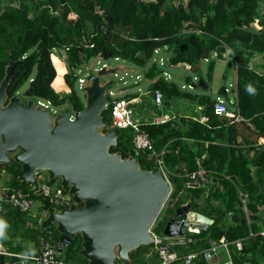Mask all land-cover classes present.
Instances as JSON below:
<instances>
[{
  "label": "trees",
  "instance_id": "16d2710c",
  "mask_svg": "<svg viewBox=\"0 0 264 264\" xmlns=\"http://www.w3.org/2000/svg\"><path fill=\"white\" fill-rule=\"evenodd\" d=\"M106 17L111 20L110 25ZM157 49L169 56V66L188 65L198 72L199 77L189 74L183 79L192 89L180 88L172 76L175 68L163 69L153 61ZM227 50L228 64L236 73L235 84L230 85L234 100L222 97L226 94L223 86L217 97L230 110H237L245 123L215 115L213 105L217 97L199 92L201 81L211 78L214 61L221 59ZM54 53L66 65L64 82L69 89L66 95H60L53 86L57 73ZM101 54L126 61L140 70L145 88L150 92L161 91V108L171 98L181 96L196 100L201 115L206 117L205 123L176 116L162 124L144 120L141 125L156 151L166 148L164 163L173 173L164 215L151 231L163 238L167 214L184 204L213 220L202 233L188 234L185 243L160 244L177 256L169 264H184L183 257L190 253H197L192 264H207L201 252L213 243L218 244L221 238L227 243V253L220 249L221 263L228 256L232 264H264V238L260 235L264 230V144L258 143L260 138L264 139V74L250 68L256 54L264 56V0H187L186 3L180 0H0V81L10 61L15 62L7 98L28 82L23 91L27 98L49 102L54 108L68 105L74 111H81L85 99L77 91V71ZM201 64L205 65L206 78L202 77ZM165 70L169 72V80L164 77ZM137 94L128 93L123 99ZM148 107L161 110L153 102ZM111 109L109 101L101 113L105 123L103 132L113 129L117 134L116 146L110 147V152H120L123 158L133 156L141 168L151 169L155 166L154 158L134 148L132 129L112 127ZM239 125H244L242 128L253 136L251 141L243 137V142L237 143ZM216 139L222 142L215 143ZM0 170L8 175L4 190L28 194L33 203L39 204L42 213L43 199L16 179L20 166L12 161L10 165H1ZM199 170L203 171L201 176L197 175L199 185L189 186L187 174ZM55 181L46 180L48 184ZM238 190L247 194V215L239 202ZM2 204L0 221L4 227L0 244L8 252L37 256L43 242H49L62 263L88 264L79 254V235L70 243L59 242V234L52 227L41 229L42 216L36 215L33 207L29 212H21L5 201ZM237 240L240 249L234 244ZM156 247H139L130 253L131 261L161 264ZM0 264L38 263L0 255Z\"/></svg>",
  "mask_w": 264,
  "mask_h": 264
},
{
  "label": "water",
  "instance_id": "95a60500",
  "mask_svg": "<svg viewBox=\"0 0 264 264\" xmlns=\"http://www.w3.org/2000/svg\"><path fill=\"white\" fill-rule=\"evenodd\" d=\"M99 58L106 61L109 55ZM14 65L11 60L0 81V166L17 163L16 179L30 188L41 173L48 182L58 179L59 187L71 197L70 205L62 209L42 201V230L52 227L59 242L70 243L79 235V254L88 264H133L130 253L139 247L185 243L188 234L202 233L213 223L184 204L167 217L163 238L151 233L170 185L157 166L143 169L133 156L110 152L117 134L113 129L103 132L101 113L108 107L107 89L113 82L102 84L100 77L121 68L102 67L92 73L85 66L84 109L74 111L66 105L51 114L32 99L23 103L17 95L7 98Z\"/></svg>",
  "mask_w": 264,
  "mask_h": 264
},
{
  "label": "built area",
  "instance_id": "2783aa9c",
  "mask_svg": "<svg viewBox=\"0 0 264 264\" xmlns=\"http://www.w3.org/2000/svg\"><path fill=\"white\" fill-rule=\"evenodd\" d=\"M156 56L153 58V61H155L159 67L165 68H177L174 66L168 65V58L169 56L165 53L160 54L159 49L154 51ZM229 51L227 50L225 54L228 55ZM216 56V54H214ZM114 60H118V58H114ZM102 67H109L105 63L101 65L98 69H93L94 73L101 69ZM184 68V71L188 72L191 70L190 66L184 65L182 66ZM84 70V67H83ZM92 71V69H89ZM115 77L118 76V73L114 74ZM164 77L165 79L169 80L170 75L168 71H164ZM134 79L136 81H140L141 77L139 75L134 76ZM119 81L123 84H126L125 79L123 77L119 78ZM78 88H82L84 85L87 84L86 78L79 77L78 78ZM231 87V86H230ZM181 89H192V86L188 83L187 85H181ZM225 93L229 92L228 88L224 89ZM140 92V91H138ZM108 93V104L109 101L112 103V109H111V125L114 128L118 129H125V128H131L134 135H133V145L134 148L137 151L146 152L147 155L150 158H154L155 166H157L162 176L165 178V180L169 183L170 188L172 190V184L170 181V176L173 175V173L166 167L164 163V155L166 152V148L163 147L160 151H156L151 143V140L149 139L147 133L141 129V125L143 123V119L140 118L137 114L134 112V106H136L140 99L138 100V97H133L130 99H123L119 98L116 92L113 90V88L107 89ZM152 96V102L155 106L158 108H161L162 106V93L158 89H155L154 91H151ZM38 104L45 108H49L50 104L49 102H41L38 101ZM213 112L217 116H224L232 119V122H244L246 121L237 110H230L226 104V102L220 98L217 97L215 99V103L213 105ZM170 118L165 116H154L152 119H150L151 124H162L166 121H168ZM192 120H198L199 122H205L206 117L201 115L199 117H191ZM5 174L4 170H0V177ZM199 172H191L187 174V177L189 178L188 185L191 187H195L199 185V181L197 179V175ZM230 179V177H228ZM34 190V195L41 197L43 200L47 201L50 206L56 208V209H62L65 207H68L71 203V197L66 192H64L61 187H59L58 182H54L52 184H48L46 181L42 182L40 184H37L34 188H30ZM171 192V191H170ZM238 199L240 204L242 205V208L247 215V209H246V203H247V194L241 190H238ZM2 201H5L6 203L10 204L12 207L17 208L21 212H29L31 210V207L33 205V199L29 197L28 194H25L21 190H12L10 192H6L4 189L0 190V213L2 212ZM153 236L156 239H159L154 233H152ZM260 235L264 238V230L260 231ZM237 249L241 248V243L239 240L234 242ZM160 243L155 244L156 250L158 252V255L161 259V264H169L172 261L177 259V256L174 252L170 251L168 247L164 245H160ZM224 248L227 253V243L224 241L223 238L219 240V243H213L211 246L202 251L201 254L204 258V260L207 262V264H219L215 257L219 253L220 249ZM0 255L8 256V257H17L20 259H28V260H34L38 264H64L62 261L57 259L58 253L56 251V248L52 246L49 242H43V244L40 247L39 255L33 256V255H19V254H13L11 252H8L1 244H0ZM197 256V253H190L183 257V263L184 264H192V261ZM221 264H232L231 260L227 256L226 259Z\"/></svg>",
  "mask_w": 264,
  "mask_h": 264
},
{
  "label": "rangeland",
  "instance_id": "374dc122",
  "mask_svg": "<svg viewBox=\"0 0 264 264\" xmlns=\"http://www.w3.org/2000/svg\"><path fill=\"white\" fill-rule=\"evenodd\" d=\"M187 0H180V2H185L186 3ZM254 28L258 29L259 26L257 24H253L252 25ZM227 54H223L222 57L226 58ZM53 62L55 64V68H56V77H55V81L53 83L54 89L60 94L63 95L65 93H67V85L64 82V74L66 72V65L63 61V58L59 56L58 53H54L53 56ZM214 71L212 74V80H211V86L213 88V90H216L217 88H219L222 84L225 85H229L233 83V74L232 73H228V75L225 77V79H223L221 77V69H223V66L225 65L224 62L221 59H217L214 61ZM106 64L109 67H122L121 72L118 73V76L115 77L114 75H108V76H102L100 77V82L102 84L106 83L107 81H111L113 82V84L110 86L113 88V90L116 92V94L118 95L119 98H123L125 95H127L128 93H136L137 92V82L134 79V76H136L138 70L134 67H131L130 63L126 62V61H122V60H114L112 58H108L106 61L105 60H101L99 57L97 59H93L91 61H89L87 67L89 69H98L101 67L102 64ZM202 67V77H205V65L201 64ZM229 67V64L228 66ZM250 68H252V70L256 71L259 74H264V56L262 55H258L256 54L250 61ZM184 70V68L182 66L175 68L174 70H172L173 75L175 74H180L181 71ZM78 76L79 77H84L86 78L87 76V72L85 70L80 69L79 71H77ZM123 77L125 79V83L123 84L122 82L119 81V78ZM177 82H180L179 79H176ZM140 83V82H139ZM143 84V83H141ZM28 86V82L23 83L20 86V89L17 91L16 95H22L23 91L27 88ZM76 86L78 87V83H76ZM231 89L230 93L228 92V96L229 98L233 101L234 99V94L232 92V87H229ZM121 90V91H120ZM77 91L80 93L81 96H83V92L81 91L80 88H77ZM22 99L24 100V102H27L28 100H34V102H38L39 100H36V98H27L24 99V97H22ZM43 102V101H41ZM180 102L184 103L185 107L182 104H179ZM194 103L191 100H187L181 96H175L173 98H171L169 105L166 106L165 110L168 114H176V113H182L185 110L187 112H191V107H193ZM190 106V107H189ZM148 108V107H147ZM141 107L140 106H134V112L135 114L140 113L141 111ZM49 111L51 114H58L59 112L62 111L61 108H54L51 105L49 106ZM5 178H2V181H4ZM56 181H59L58 179ZM169 197L167 198V200L165 201L163 207L161 208L158 216L156 217L152 227H154L157 223V221L161 220L162 216L164 215V211L166 208V203L168 202ZM36 211V215L37 214H41L42 216H45V212H42L39 210V204H36L33 206V211ZM32 211V212H33ZM151 227V229H152ZM151 231V230H150ZM151 233H153L151 231ZM218 260L217 262H219V264H221L220 260L222 259L221 254H219L218 256Z\"/></svg>",
  "mask_w": 264,
  "mask_h": 264
},
{
  "label": "crops",
  "instance_id": "0c3cea01",
  "mask_svg": "<svg viewBox=\"0 0 264 264\" xmlns=\"http://www.w3.org/2000/svg\"><path fill=\"white\" fill-rule=\"evenodd\" d=\"M161 54H163V53H161ZM221 60H223V61H226V62H224L225 63V65L223 66V69H221V77L223 78V79H225V77L228 75V73H232L233 74V83L232 84H229L228 86L227 85H225V84H222L221 86H223V87H226V88H228L229 89V92H230V85H234L235 84V80H236V73H235V70L232 68V67H227L228 66V61H229V58H228V56H226V58H224V57H222L221 58ZM199 67H200V65H199ZM215 69L213 68V71H214ZM189 74H191L192 76H195V77H199V74H198V72L196 71H194V70H190V71H188V72H186V71H184V70H182L181 71V73L180 74H175V75H173V73H172V76H173V78L176 80V79H179L180 80V82H179V85L181 86V85H184V83H183V79H184V77H186V76H189ZM212 74H213V72H212ZM137 75H139L140 77H141V75H140V70H138V72H137ZM194 77V78H195ZM211 80H212V75H211V78L210 79H205V80H202L201 81V83H200V86H199V92H204V93H206L207 95H209V96H211L212 98H215V97H217L218 95H220L219 94V88H217L216 90H213V88H212V86H211ZM140 82V83H139ZM139 82H137L138 84H137V92L138 91H140V92H138V94H137V97H138V100L140 99V102L137 104V106H140L141 107V112L140 113H138L137 112V115L140 117V118H142L143 120H150V119H152L154 116H157V115H160V116H165V117H168V118H173V117H176V116H183V117H186V118H190L191 119V117H196L195 115H199V116H201V108L199 107V104L197 103V101L196 100H191V101H193V103H194V105H193V107H191V112H187L186 110L184 111V112H182L181 114L180 113H176V114H168L167 112H166V110H165V108H166V106L167 105H169V103H170V101H168L166 104L165 103H163L164 104V106L161 108V110H154V109H152L151 107H148V103L149 102H151L152 103V96H151V93H150V91L149 90H147V88H145V83H144V81H143V79L141 78L140 79V81ZM141 83H143V84H141ZM202 86V87H201ZM67 93H65V94H63V95H66V94H68L69 93V89H68V87H67V91H66ZM229 94H225L224 96H222L224 99H228L229 98V96H228ZM179 104H182L184 107H185V105H184V103H182V102H180ZM148 107V108H147ZM190 107V106H189ZM186 108V107H185ZM200 123H203V122H200ZM205 123V122H204ZM237 123H239V122H237ZM245 123V122H244ZM247 124H249V122L247 123ZM240 126V125H239ZM244 125H242V126H240V128H239V131H240V135H239V137H237V143L239 144V143H242L243 142V137H245L247 140H249V141H251L252 139H253V136L252 135H249L248 133H247V131L245 130V129H243L242 127H243ZM242 132H244L243 134H242ZM219 142H222L220 139H216L215 140V143H219ZM258 143H259V145L261 144V145H263L264 144V139L263 138H260L259 139V141H258ZM252 145V144H251ZM243 146L244 147H246V148H248L249 147V149H250V146H247V145H245V144H243ZM248 155L249 156H251L252 155V152H248ZM203 157V156H202ZM200 171H202V170H199V173H200ZM202 173H203V171H202ZM5 178V180L4 181H2V178ZM8 180V175H6V174H4L3 176H1L0 177V190H3L4 189V183L6 182ZM47 180V177H46V175L44 174V173H41V174H38L37 176H36V181H37V184H40V183H42V182H45ZM55 182H58V181H55ZM36 204H38V203H33V205H32V207L34 206V205H36ZM42 216V215H41ZM44 217L45 216H42V219H44ZM41 219V220H42ZM170 245H174L172 242H170L169 243ZM147 257H148V255H147ZM132 263H133V261H131Z\"/></svg>",
  "mask_w": 264,
  "mask_h": 264
},
{
  "label": "clouds",
  "instance_id": "9594fccd",
  "mask_svg": "<svg viewBox=\"0 0 264 264\" xmlns=\"http://www.w3.org/2000/svg\"><path fill=\"white\" fill-rule=\"evenodd\" d=\"M119 68H121V70H122V67H119ZM91 71V70H90ZM92 72V71H91ZM121 72V71H120ZM93 73V72H92ZM119 73V72H118ZM3 227H4V224H3V222L2 221H0V235H3V232H2V229H3Z\"/></svg>",
  "mask_w": 264,
  "mask_h": 264
},
{
  "label": "flooded vegetation",
  "instance_id": "af4514ba",
  "mask_svg": "<svg viewBox=\"0 0 264 264\" xmlns=\"http://www.w3.org/2000/svg\"><path fill=\"white\" fill-rule=\"evenodd\" d=\"M15 95H16V94H15ZM17 96L20 98V100H21L23 103H25V102H24V100L22 99V97H24V99L27 100V96H25L24 94H22L21 96H20V95H17ZM169 215H171V214H167V217H168ZM166 220H167V218H166Z\"/></svg>",
  "mask_w": 264,
  "mask_h": 264
},
{
  "label": "bare ground",
  "instance_id": "6f19581e",
  "mask_svg": "<svg viewBox=\"0 0 264 264\" xmlns=\"http://www.w3.org/2000/svg\"><path fill=\"white\" fill-rule=\"evenodd\" d=\"M220 254V251H219V253L217 254V256ZM215 257V260L217 261L218 260V257ZM221 261V260H220ZM219 263V262H218Z\"/></svg>",
  "mask_w": 264,
  "mask_h": 264
}]
</instances>
